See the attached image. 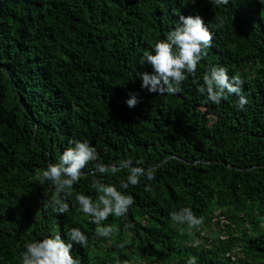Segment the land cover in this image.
<instances>
[{"label": "trees", "instance_id": "16d2710c", "mask_svg": "<svg viewBox=\"0 0 264 264\" xmlns=\"http://www.w3.org/2000/svg\"><path fill=\"white\" fill-rule=\"evenodd\" d=\"M199 14L214 32L196 79L213 66L244 80L248 104L229 95L213 104L193 78L176 95L141 89L143 53L165 38L181 15ZM223 19V27L213 25ZM138 92L135 108L126 104ZM69 139L88 140L98 159L113 164L143 159L157 168L155 181L141 179L127 193L135 204L123 220L109 217L120 233L73 246L81 264H264V4L260 0H0V264H20L25 241L79 226L90 237L96 225L75 207V194L95 199L91 175L81 177L68 198L69 211L42 209L54 188L42 171L55 163ZM100 178L99 173H96ZM127 171L105 176L119 186ZM151 183L153 191L145 192ZM123 191V190H121ZM190 207L230 224L226 241L174 225L169 213ZM127 223L134 227L124 230ZM127 241L124 252L116 247ZM196 240L198 248L190 245ZM239 248L240 252L236 249ZM228 252L238 261L227 259Z\"/></svg>", "mask_w": 264, "mask_h": 264}, {"label": "clouds", "instance_id": "9594fccd", "mask_svg": "<svg viewBox=\"0 0 264 264\" xmlns=\"http://www.w3.org/2000/svg\"><path fill=\"white\" fill-rule=\"evenodd\" d=\"M190 2L194 5L197 0ZM209 2L217 6L229 5V0H209ZM260 3L264 4V0H260ZM223 23V19H220L213 27L220 29ZM213 39L214 32L210 30L209 23H205L201 15H181L165 38L157 40L150 51H144L142 65H150L152 72H137L136 78L141 80V89L159 95H176L181 91V84L191 76L193 83L197 85V91L206 95L211 103L218 105L229 95H236L239 97L238 107L243 110L249 101L243 94L244 80L239 74L230 76L226 67L213 66L203 75L202 85L196 79L198 64L208 56V49L212 47ZM125 102L130 109L135 108L141 102L139 93L129 92ZM97 159V149L88 140L69 139L68 147L58 160L49 163L42 171V179L50 182L54 188V194L43 201L42 209L52 208L58 214L69 211L68 198L73 195L74 186L80 182L81 177L91 175L89 187L95 191V199L79 192L75 194L74 206L88 218L89 223L96 225L94 233L90 237L81 227L75 226L65 231L67 241L62 239L60 233L35 241H25L24 250L20 253V264H81V261L72 254L74 244L86 249L90 247V240L111 239L120 233L121 228L117 224L104 222L109 217L121 220L127 217L135 204V197L128 194L127 189L130 186H139L142 178L155 181L157 168L154 166L145 168L143 159L133 161L127 158L113 164H96L95 170L86 174L84 169ZM124 171H127L126 179H121L118 187L103 181L105 176H116ZM97 172L100 178H97ZM143 190L151 193L154 189L149 183L144 185ZM169 215L174 225H187L189 233L192 229L199 231L204 224V217L197 216L190 207L172 211ZM131 227L134 225L127 223L123 225L124 230ZM126 244L127 241L124 240L116 247L120 252H124ZM200 244L201 241L196 240L190 246L198 248ZM197 260L196 256L189 255L186 264H197ZM115 264H131V262L117 256Z\"/></svg>", "mask_w": 264, "mask_h": 264}, {"label": "built area", "instance_id": "2783aa9c", "mask_svg": "<svg viewBox=\"0 0 264 264\" xmlns=\"http://www.w3.org/2000/svg\"><path fill=\"white\" fill-rule=\"evenodd\" d=\"M230 224L229 219L225 215H221L220 213H216L214 215L213 221L211 223L210 228L200 230L201 236L199 239L203 237H207L210 241L214 240L215 238H219L222 241H226L228 236L223 233L226 230L227 226ZM215 229L217 230L215 233L209 235V230ZM212 231V230H211ZM237 252H240V249H236ZM227 259H231L232 262L238 261V257L235 256L233 253L228 252L226 255Z\"/></svg>", "mask_w": 264, "mask_h": 264}, {"label": "rangeland", "instance_id": "374dc122", "mask_svg": "<svg viewBox=\"0 0 264 264\" xmlns=\"http://www.w3.org/2000/svg\"><path fill=\"white\" fill-rule=\"evenodd\" d=\"M212 230V231H211ZM211 230H209V235L210 234H213V233H215L217 230H215V229H211Z\"/></svg>", "mask_w": 264, "mask_h": 264}]
</instances>
